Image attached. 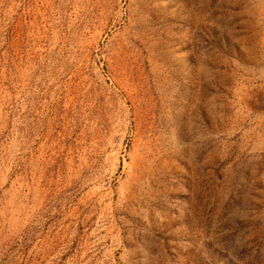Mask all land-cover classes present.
Here are the masks:
<instances>
[{
	"label": "rangeland",
	"instance_id": "rangeland-1",
	"mask_svg": "<svg viewBox=\"0 0 264 264\" xmlns=\"http://www.w3.org/2000/svg\"><path fill=\"white\" fill-rule=\"evenodd\" d=\"M0 264H264V0H0Z\"/></svg>",
	"mask_w": 264,
	"mask_h": 264
}]
</instances>
